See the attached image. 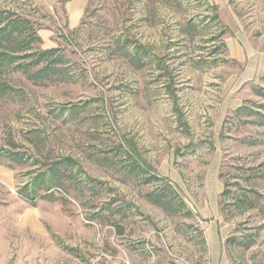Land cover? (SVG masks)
<instances>
[{"label": "rangeland", "instance_id": "rangeland-1", "mask_svg": "<svg viewBox=\"0 0 264 264\" xmlns=\"http://www.w3.org/2000/svg\"><path fill=\"white\" fill-rule=\"evenodd\" d=\"M66 1L0 0L63 70L0 68V264H264V0Z\"/></svg>", "mask_w": 264, "mask_h": 264}, {"label": "trees", "instance_id": "trees-1", "mask_svg": "<svg viewBox=\"0 0 264 264\" xmlns=\"http://www.w3.org/2000/svg\"><path fill=\"white\" fill-rule=\"evenodd\" d=\"M3 15L6 14L0 12V68L4 65H12L14 71L23 72L29 80L37 85L59 82L63 78V70L59 67V64L57 65L59 60L49 61L53 56L50 50H46L40 58V60L43 59L46 63L36 67L33 72L28 67H24L20 63H15L22 56V52L27 49L26 39L29 38L30 40L32 36L27 35L25 32L24 25H22L24 22L21 19L9 20V17H3ZM235 197V204L241 209V212L253 208V204L247 194L241 193Z\"/></svg>", "mask_w": 264, "mask_h": 264}, {"label": "crops", "instance_id": "crops-1", "mask_svg": "<svg viewBox=\"0 0 264 264\" xmlns=\"http://www.w3.org/2000/svg\"><path fill=\"white\" fill-rule=\"evenodd\" d=\"M36 4H39L41 6H50L56 3L58 0H33ZM87 5V0H67L64 5V11L65 14L69 17H76L80 16L82 12L84 11L85 7ZM227 46L229 48H232L234 55L237 56L238 60L241 62H247L248 63V69L247 71L252 72L253 70V62L252 60H249V57H247L246 52L240 50L242 49L241 42L237 43L231 42V44L227 43Z\"/></svg>", "mask_w": 264, "mask_h": 264}]
</instances>
